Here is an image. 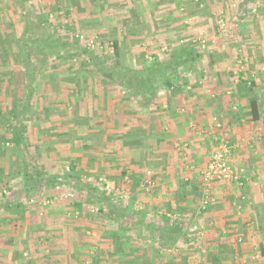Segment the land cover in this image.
Instances as JSON below:
<instances>
[{"label": "crops", "instance_id": "0c3cea01", "mask_svg": "<svg viewBox=\"0 0 264 264\" xmlns=\"http://www.w3.org/2000/svg\"><path fill=\"white\" fill-rule=\"evenodd\" d=\"M261 23L264 24L263 21ZM262 34L257 37L249 35L242 40L240 35H234L239 41L237 48H228L227 57L221 63H216L211 55L205 70L195 67L194 72L187 74V78L198 74L196 80L173 81L170 88H159L148 107L136 98L125 102L118 98L110 105L106 101L104 106L109 109L101 104L97 107L96 103L89 104L92 107L87 106L82 96L72 101L60 100L63 103L59 105L51 101L38 104L33 100L29 103L30 99L25 102V108L14 118L13 127L15 122L21 124L19 118L26 111L32 113L35 106L42 115L53 111L52 107H59L62 118L76 122L72 128L76 136L85 133L86 122L89 121L98 123L97 129L93 126L95 133L103 131L102 122L108 121L106 125H113L112 129L116 127L114 131L110 130L115 135L112 139L115 146L108 149L111 159L108 158L107 168L117 179L110 183L112 190L109 196L112 201L110 211L118 223L109 230L111 240H106L101 248L95 243L82 245L74 253L78 255L77 259L73 258L74 254L63 253L62 264H74V261L78 264H150L149 254L151 257L153 250L161 249L162 255L164 245L194 250L201 249L197 245L199 242L210 250L212 247L241 250L239 256L237 253L234 259L230 257L222 264H264V31ZM29 87L35 90L32 83ZM251 107H254V113ZM45 121L53 122L55 119L47 115ZM215 123L221 127L216 129ZM67 130L70 131L68 127ZM1 132L0 129V264H22L21 256L36 253L38 248L47 255L53 249L50 247L53 243H21L16 222L22 217L24 204L16 207L21 202H14L2 193L7 191L23 197V175L34 167L40 169L41 156L29 154L24 144L19 148L13 145L15 148L8 150L9 144L4 143L5 138L1 137L4 132ZM220 134L228 139L227 163L238 179L229 184L212 182L209 186L210 201L203 208L202 172L215 145L214 138ZM95 152L97 155H93L96 158L93 161L100 169V165H106L108 161L104 162L102 158L105 151ZM80 153L83 169L88 163L84 161V155L90 154ZM8 154L11 155L9 162ZM77 154L79 156V152ZM121 166H125L126 171ZM147 172L151 173L153 186L146 191L141 188V183L147 178ZM15 183L19 187H13L15 191H12L9 187ZM87 183L89 188L101 190L95 179H89ZM113 202L126 207L127 220L122 219L124 212L112 210ZM89 211L92 210L89 208ZM73 212L75 215L79 213ZM177 224L182 229V236L174 244L151 239V229L156 234L164 226L170 228ZM135 232L143 239L145 245L141 248L147 254L142 250V253H135L137 256L129 255L127 258L128 253H121V249L129 245L123 246L125 242L121 243L119 235L130 237L133 234L136 237ZM203 233H206L205 240L200 237ZM87 236L89 232L85 233V238H89ZM10 244L14 249H8ZM18 246L19 252L15 250ZM216 249L211 250L213 256L204 259L205 264H218V257L214 256ZM248 251L253 254H245ZM93 254L96 256L90 257ZM186 256L183 253L175 260L177 263L172 264H192ZM204 260L197 258L194 264H203ZM46 264L56 263L48 260Z\"/></svg>", "mask_w": 264, "mask_h": 264}, {"label": "rangeland", "instance_id": "374dc122", "mask_svg": "<svg viewBox=\"0 0 264 264\" xmlns=\"http://www.w3.org/2000/svg\"><path fill=\"white\" fill-rule=\"evenodd\" d=\"M29 1L30 9L36 14L47 17L51 27L48 32L58 39L62 48L57 53H46L44 57L39 55L40 52L30 50L26 61L18 58L20 50L16 42L22 36L24 39L31 38L32 29L24 30L18 4L13 3L12 0H0V129L4 132L1 137L5 138L4 143L9 144L8 150L11 151L15 148L11 141L14 118L20 115V110L25 108V102L29 99V103L33 100L38 104L51 101L59 105L63 103L60 100L71 99L72 101L82 96L87 106H91L89 105L91 103H96L95 106L100 104L104 106L106 101L107 105H110L112 100L118 98L123 101L135 98L129 91L103 77V73L98 72L96 69L98 67L94 65L96 61L98 64L102 63L105 69H109L107 66H114L113 42L118 44L119 63L123 67L136 70L149 66L163 54L170 53L182 45L198 44L200 58L197 68L201 71L208 66L211 55L214 56L213 60L216 63H221L222 59L227 57L228 48L231 50L237 48L239 41L236 37L234 38V35H240L242 40L249 35L257 37L264 31V24H260L264 22V0ZM85 49L92 52L95 57L93 61L86 58ZM180 70H178L179 75L182 73L179 72ZM28 72L34 77L30 80V84L32 83L35 87V90H31L32 94L27 92V88H30L27 84ZM197 77L198 74L193 75L192 78L183 75L177 78L172 76V81L191 82ZM158 83L161 85L162 81L159 79ZM13 103L15 107H12ZM104 108L109 109L105 106ZM58 109L59 107H52L53 111L42 115V111L35 106L32 113L26 111L19 118L22 121L25 150L33 155L38 153L41 156L39 158L41 160L40 170L43 174L55 178L53 188H41L38 192L46 205L36 202H34L35 205L32 202L27 203L21 195L9 194L7 191L2 193L4 197H10L14 202L20 201L24 204L22 217L19 223L16 222L21 243L28 241L53 243L50 246L53 249L49 250L47 255L42 252V248H38L36 253H32L35 255L29 253V255L21 256L24 261L22 264H46L48 260L62 264L64 262L63 253L76 254L78 247L82 245L95 243L100 245L98 248H101L105 241L110 239L108 233L110 229L112 230L111 227L118 223L112 211L107 207L112 203L111 200L107 205L102 203L84 205L78 211V215H75L71 202L73 198H76L75 193L78 190L72 189L64 180L68 176L75 177L77 186L80 188L89 186L90 184L87 183L89 179L96 181L101 177L109 184L117 180L116 175L110 173L107 168L108 158L111 159L109 148L115 146L112 142L115 135L110 130L114 131L116 127L112 129L113 125H106L108 121L102 122L103 131L95 133L93 126L97 129L98 123L89 121L86 122L85 133L82 136H76L72 131L76 122L66 121L59 113L61 110ZM47 115L55 121H45ZM64 127L65 129H62ZM51 128L54 129L51 131ZM97 150L105 151L102 158L104 162L108 161L106 165L105 163L100 165V169L99 165L93 161L96 159L93 155ZM80 151L90 154L84 155V161L88 163L83 169ZM10 158L11 155L8 154L7 161H10ZM121 169L126 171L125 166H121ZM15 184H12L9 189L12 191H15L13 187L18 189L19 185ZM56 186L59 187L58 190ZM66 192L74 193V197L61 196ZM83 193V191L80 194L77 193L78 198L79 195H84ZM113 205L115 209L126 213V207L119 206L118 202H113ZM89 208L92 211H89ZM11 212H9L10 215H15ZM18 215H20L19 212ZM86 232H89L87 236L89 238H85ZM134 234L136 237L133 234L130 235L132 239L119 235L121 243L125 242L123 246L129 245L126 249H121V253H128L127 258L129 255L137 256L135 253H142V250L147 254V251L141 248L145 245L143 239L137 236L138 233ZM205 234L200 236L202 240L206 239ZM201 243L197 244L201 249L195 248L194 250L178 248L176 245L173 247L164 245L162 255H160L163 251L161 249L160 251L153 250L151 257L149 254L150 264H165L164 261L167 264L177 263L175 260L181 258L183 253L187 254L186 258L189 256L192 264L197 261V258L204 260L206 257L213 256L211 250L216 248L212 247L210 250ZM11 248L13 245L10 244L8 249L12 250ZM18 249L21 250L20 246L15 250L18 251ZM230 249L229 251L216 249L214 256L218 257V264H222L230 257L233 258L237 253L238 256L242 253L238 248ZM90 251L93 252V250ZM75 254L73 258L77 259L78 255ZM245 254L252 255L253 252L248 251ZM93 256L96 255H90V257ZM74 264L78 263L74 261Z\"/></svg>", "mask_w": 264, "mask_h": 264}, {"label": "trees", "instance_id": "16d2710c", "mask_svg": "<svg viewBox=\"0 0 264 264\" xmlns=\"http://www.w3.org/2000/svg\"><path fill=\"white\" fill-rule=\"evenodd\" d=\"M13 3L18 4L21 16L23 18L24 30L32 29V37L26 38L19 37L16 44H18V58L27 59V55L30 53V50H34L42 57L45 56L46 53H57L62 48L61 43L58 39L50 34L51 27L48 24L47 17L45 15L36 14L34 10L30 9V1L29 0H12ZM27 32V31H26ZM25 32V33H26ZM23 33V35L25 34ZM113 48V56L115 57L114 66H107L109 69L103 68V64L98 62H94L96 65V69L98 72L103 73V77L108 79L109 81L115 82L120 88L129 91L133 96L144 102L143 105L150 106L153 102L155 96L157 95V91L161 87L170 88L172 85V76L177 78L180 76L179 72L183 76H187L189 72H194V68L197 67L198 59L200 58L198 49V44L188 43L186 45H182L178 49H174L170 53L163 54V56L149 66L144 67L139 70H132L127 67H123L119 63V49L118 44L116 42L112 43ZM85 56L90 61L94 60V56L92 52L88 49H85ZM81 53V52H80ZM25 57V58H24ZM97 63V64H96ZM27 68L25 67V70ZM33 77L30 75V72L27 73V84L29 86L30 80ZM161 80V85H158V80ZM28 94H31V89L27 88ZM252 108V112L254 113V107ZM23 127L20 122H15V126L12 127L11 130V141L16 148L23 146ZM73 170V167H71ZM65 182L74 190H78L75 193V197L71 202L72 211H80L84 205H91V203L97 204L102 203L103 205H107L110 200L109 194L104 191H99L97 188H89L88 186L78 187L77 180L75 177H65ZM24 185L22 188V195L25 201H34L37 204H40L41 197H39V190L41 188L54 187L55 186V178L47 177L43 174V172L34 167L30 172H26L23 175ZM84 192V195H79L80 192ZM78 193V194H77ZM39 199V200H38ZM39 202H38V201ZM33 202V203H34ZM23 203H18L15 205L16 207H20ZM35 205V203H34ZM107 207L111 210V205H107ZM115 205H113V208ZM116 208V207H115ZM114 208V209H115ZM100 212V210H99ZM122 216L123 221L127 220V213H123ZM137 214H135L136 216ZM134 217V216H133ZM141 217L140 219H142ZM140 220L138 219V222ZM163 221V219H162ZM125 223V222H124ZM166 223V222H165ZM164 223V224H165ZM181 227L179 224L174 225L170 228H166L165 226L161 229H158V232L155 234V230L151 229V239L153 240H162L163 243H167L172 245L175 243L178 237L181 235ZM155 234V235H154ZM149 240V239H148ZM156 241V242H157Z\"/></svg>", "mask_w": 264, "mask_h": 264}, {"label": "built area", "instance_id": "2783aa9c", "mask_svg": "<svg viewBox=\"0 0 264 264\" xmlns=\"http://www.w3.org/2000/svg\"><path fill=\"white\" fill-rule=\"evenodd\" d=\"M216 129H219L221 126L219 123H215ZM219 136V137H218ZM214 138L215 145L210 153L207 167L202 172V206L203 208L209 203V186L212 182H224V183H232L237 182V177L233 174L229 164L227 163V154H228V139L226 135L220 134ZM151 173H146V179L141 183V188L144 190H148L153 186V182L151 181ZM96 182L99 184L101 191L106 192L107 194L111 193L112 184L107 183L104 178L99 177L96 179ZM58 190V186L55 187ZM61 196L64 198H73L74 193L66 192L62 193ZM34 202V201H30ZM42 205H46L44 200L40 202Z\"/></svg>", "mask_w": 264, "mask_h": 264}]
</instances>
